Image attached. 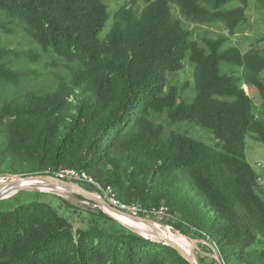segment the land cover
<instances>
[{
    "label": "trees",
    "instance_id": "trees-1",
    "mask_svg": "<svg viewBox=\"0 0 264 264\" xmlns=\"http://www.w3.org/2000/svg\"><path fill=\"white\" fill-rule=\"evenodd\" d=\"M249 1L127 0L111 15L105 0H0V15L37 46L0 45V173L85 172L126 204L166 206L154 219L210 240L222 264H264V246H253L264 237V190L245 153L248 134L264 144V116L255 114H264V37L241 52L224 47L227 35L200 41L182 24L220 23L234 34ZM44 55L62 69L55 82L17 92L29 71L15 63ZM185 60L194 65L190 100L168 81ZM180 123L209 129L216 143ZM38 198L0 210V264H190L99 207L86 206L74 228Z\"/></svg>",
    "mask_w": 264,
    "mask_h": 264
},
{
    "label": "rangeland",
    "instance_id": "rangeland-1",
    "mask_svg": "<svg viewBox=\"0 0 264 264\" xmlns=\"http://www.w3.org/2000/svg\"><path fill=\"white\" fill-rule=\"evenodd\" d=\"M126 1L127 0H105V3L108 5V10L112 15L114 11L121 5H123ZM235 5H238L237 1L231 2L226 7H233ZM175 9L178 10V7L174 6V12ZM246 13L247 20L235 30L234 34L229 35L227 34L228 32L224 28V25L220 23H215L212 25H196L183 20L182 24L184 27L192 31L194 39L201 41L204 36L213 37L217 34H224L228 36L224 47L236 46L240 49L241 52H245L252 45L256 44L259 39L264 37V6L262 5L260 0H250ZM0 22H3L6 26V30L0 28L1 46H6L10 49L17 51H27L29 49H34L37 47L35 43H33V40L24 32L22 26L19 23L15 21H9V18L4 15H0ZM110 25L111 19H109L106 26L103 28L101 35L108 32ZM15 65L16 67H20L21 70L29 71L26 80L22 83V88H17V92H20L22 89H42L44 87H49L55 82L53 77V71L62 72L61 67L53 66V64L48 61L46 55H44L42 59L36 64H29L25 60H20L16 62ZM224 65L225 64L222 63V70L226 69V71L235 73L236 75H239L241 72L240 68L231 67L230 65H225L224 67ZM193 76L194 65L190 63L189 60H185L183 69L173 75H169L168 81L169 83L176 84L181 96L184 97L186 100H190L194 96L195 92ZM243 87L247 91V93L250 92L246 85H243ZM253 96H255V94ZM255 114L264 116V114L259 111L258 108L256 109ZM177 127L179 131H182L192 137H195L196 139H199L207 145H214L216 143L211 131L205 127L199 125H188L187 123L177 124ZM245 153L248 162L252 165L253 169L258 174L259 184L263 187L264 190V144L257 141L255 138L251 137L248 134L245 139ZM14 175L17 174L11 175L2 172L0 173V179L11 180L12 178H14ZM76 183L84 191L90 192L98 196L96 187L95 189L90 190L85 185L86 183ZM1 187L2 185H0V188ZM37 197H39L38 199H42L45 201L49 200L48 202L51 201V203L58 209L60 214L67 217L73 223L74 228L81 226L83 220L87 218L88 215L84 211L86 210V206L94 208V203H91L85 198H80L77 194L73 192H69L66 190L57 191L53 188L41 189L26 187L18 191L12 192L11 194L8 193L3 195V197L0 199V210H8L13 208L17 202V198H20V200L22 201H32ZM59 198H62L71 204L77 205H73L74 207L67 208L64 204L65 201H62V199ZM75 208L77 210H75ZM99 209H101L105 213L108 212L106 211V209H102L101 207H99ZM107 214L110 215V213ZM149 216L156 217L154 215ZM174 218H178V216L174 215ZM163 227L170 228L173 233L182 234L173 226L164 225ZM263 240L264 237L260 239L258 236L253 246L260 249L262 246H264ZM190 241L191 253L193 254V257L198 264L200 258H203L204 261L208 264H222V261L218 255L217 248L210 240L191 237ZM188 247L189 244L185 248V250L188 251Z\"/></svg>",
    "mask_w": 264,
    "mask_h": 264
},
{
    "label": "water",
    "instance_id": "water-1",
    "mask_svg": "<svg viewBox=\"0 0 264 264\" xmlns=\"http://www.w3.org/2000/svg\"><path fill=\"white\" fill-rule=\"evenodd\" d=\"M14 177H16L19 181L20 180H28V179H32V178H37L40 181H42L43 183H46L47 185H49V188H55V186H62L64 187V190L69 191V192H73L75 194H77L78 196H81L93 203H95L96 205H98L99 207H101L102 209H106V210H111L113 212H117L119 214H123L127 217H129L131 220L134 221H140L145 223L146 225L150 226L152 228V234L155 236V238H151L153 240H157V241H162L163 243H166L168 245L173 246L174 248H176L178 250V252L184 257L186 258V260L190 263V264H198L196 262V260L193 257V254L190 251L185 250L184 247L180 246L179 244L175 243L173 240H171L169 237L163 235L161 233V231H159L156 226H155V221L154 219L151 218H146V217H142V216H133L128 212H124L118 208H115L113 206H111L104 198L99 197L95 194H92L90 192L84 191L83 189H81V187H79L77 184L68 181V180H63L60 179L58 177H56L55 175L52 174H28V175H21V174H17L14 175ZM5 182H0V185H4V187H7L6 190H2L0 189V199L3 197V195H5L8 192H15L18 191L20 188H17L15 191L11 190V185L9 186L8 184L12 182L11 180H3ZM6 183V184H3ZM29 188H40L39 186L36 185H28ZM26 188V186H25ZM109 213V212H107ZM112 217L116 218L115 216H113L112 214H110ZM117 220H119L118 218H116ZM121 223H123L124 225L132 228L133 230L137 231L138 233L144 235L143 233H141L140 231H138L137 229H135L134 227H132L131 225L119 220ZM161 225H165V224H161ZM167 226V225H165ZM183 236H185L186 238H188L189 240H191L190 237L182 234ZM146 236V235H144ZM191 242V241H190ZM179 245V246H177Z\"/></svg>",
    "mask_w": 264,
    "mask_h": 264
},
{
    "label": "built area",
    "instance_id": "built-area-1",
    "mask_svg": "<svg viewBox=\"0 0 264 264\" xmlns=\"http://www.w3.org/2000/svg\"><path fill=\"white\" fill-rule=\"evenodd\" d=\"M52 175H55L56 177L63 180L71 181L75 184H77L76 182L94 184L99 197L104 198L111 206L118 208L124 212H128L133 216H142V217L154 219L155 217H150L149 215L157 216V215L165 214L167 211L166 206L165 207L161 206L157 208V207H144L141 206L140 204H126L117 198L116 193L114 192L111 186L103 187L99 183L95 182L85 172H80L75 169L67 168V169H62ZM94 207H98V205L94 203Z\"/></svg>",
    "mask_w": 264,
    "mask_h": 264
},
{
    "label": "bare ground",
    "instance_id": "bare-ground-1",
    "mask_svg": "<svg viewBox=\"0 0 264 264\" xmlns=\"http://www.w3.org/2000/svg\"><path fill=\"white\" fill-rule=\"evenodd\" d=\"M0 182H5L2 179H0ZM6 184V183H3ZM9 186L11 185V190L15 191L17 188H25L28 187V185H36L39 186L41 189H51L49 188V185H47L46 183H43L42 181H40L37 178H32V179H28V180H18L16 177L12 178V182L8 184ZM7 187H4V185H2V187L0 189L2 190H6ZM54 190L57 191H62L64 190V187L62 186H55ZM8 193H12V192H8ZM6 193V194H8ZM108 211L110 214H112L113 216H115L116 218H118L119 220L131 225L132 227H134L135 229H137L138 231H140L141 233H143L146 236H149L151 238H155V236L152 234V228L148 225H146L143 222L140 221H134L131 220L129 217L123 215V214H119L117 212H113L111 210H106ZM161 223H158L157 221H155V226L156 228L161 231V233L167 237H169L171 240H173L175 243L179 244L180 246L186 248L189 244L188 247V251L191 252V242L188 238H186L185 236H183L180 233H173L170 228L168 227H163ZM188 243V244H187ZM177 245V246H179ZM179 246V247H180Z\"/></svg>",
    "mask_w": 264,
    "mask_h": 264
}]
</instances>
